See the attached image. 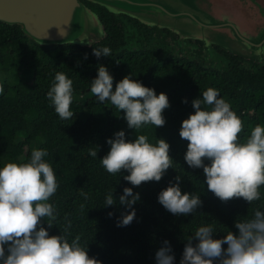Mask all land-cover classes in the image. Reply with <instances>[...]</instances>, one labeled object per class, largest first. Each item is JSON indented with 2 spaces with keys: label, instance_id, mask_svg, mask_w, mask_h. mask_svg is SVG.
Returning a JSON list of instances; mask_svg holds the SVG:
<instances>
[{
  "label": "trees",
  "instance_id": "1",
  "mask_svg": "<svg viewBox=\"0 0 264 264\" xmlns=\"http://www.w3.org/2000/svg\"><path fill=\"white\" fill-rule=\"evenodd\" d=\"M83 2L96 12L109 13ZM118 34L117 28H106L103 38L89 46H43L27 39L18 26L0 22V85L4 89L0 94V169L8 163L30 162L34 149L47 150L44 160L51 164L59 185L49 201L57 214L54 227L48 229L50 235H67L69 242L79 236L89 257L101 264H156L155 254L167 240L175 264H180L188 238L199 227L212 226L213 238L222 239L229 231L237 233L236 220H250L256 210L264 211V186L261 199L252 204L243 199L222 203L209 192L203 170L192 169L184 161L188 142L179 136L182 121L194 114L192 101L202 99L208 88L217 89L242 120V143L256 125L264 126V62L247 68L235 55L229 57L234 64L228 59L226 66L211 68L195 59L158 58L139 44L121 43ZM104 47L111 49L110 56L93 55V48ZM99 66H105L113 76V90L117 82L131 76L157 95L166 94L170 107L163 112L165 126L129 129L124 113L110 102L99 103L90 91ZM25 71L30 72V82L23 79ZM57 72L73 81L74 116L69 120L59 118L47 97ZM82 96L86 98L81 103ZM119 131L125 132L129 142L147 135L152 144L164 139L170 145L173 164L161 181L133 187L123 179L127 172L111 175L106 171L100 161L110 150L106 141ZM92 151L97 152L96 157ZM177 175L182 193L199 196L202 201L193 215L174 216L158 203V194L175 184ZM126 187L139 193L140 199L133 205L134 221L118 227L122 215L130 211L119 203ZM112 192L116 203L106 206V197ZM110 212L114 213L111 218ZM43 225L47 228L46 222Z\"/></svg>",
  "mask_w": 264,
  "mask_h": 264
},
{
  "label": "clouds",
  "instance_id": "2",
  "mask_svg": "<svg viewBox=\"0 0 264 264\" xmlns=\"http://www.w3.org/2000/svg\"><path fill=\"white\" fill-rule=\"evenodd\" d=\"M110 54L107 47L93 48L97 58ZM113 84L109 70L99 66L90 91L99 103L110 102L124 113L129 129L165 126L163 112L170 107L166 94L157 95L154 89L131 76L117 82L115 90ZM3 91L0 85V94ZM47 97L61 120L72 119L73 81L63 72L56 73ZM192 108L194 114L182 121L179 131L180 138L188 142L186 164L203 170L207 190L222 203L233 199H243L247 204L259 201L264 186V126L256 125L242 143L240 134L244 124L215 88L204 91L202 99H194ZM106 143L110 150L100 160L102 166L111 175L127 172L123 179L133 187L159 182L172 168L170 145L164 139L152 144L147 135H138L129 142L125 132L119 131ZM90 154L97 156L96 151ZM46 156L47 150L34 149L30 162L8 163L0 169V264H101L89 257L79 236L69 242L67 235L49 234L48 229L57 220L56 210L49 201L59 185L51 164L44 160ZM175 180V184L158 194V203L174 216L193 215L202 207V201L199 196L182 193L180 176ZM113 192L106 197V206L115 205ZM139 199L133 188L123 189L119 203L130 211L122 215L118 227L129 226L134 221L133 205ZM108 215L111 218L114 213ZM234 227L237 233L229 231L222 239L213 238L212 226L199 227L188 238L180 264H264V211L256 210L250 220H236ZM193 240L197 243L193 244ZM155 260L156 264H175L169 241L163 242Z\"/></svg>",
  "mask_w": 264,
  "mask_h": 264
},
{
  "label": "water",
  "instance_id": "3",
  "mask_svg": "<svg viewBox=\"0 0 264 264\" xmlns=\"http://www.w3.org/2000/svg\"><path fill=\"white\" fill-rule=\"evenodd\" d=\"M83 1L165 29L178 40L215 45L249 60L264 59V0H0V22L16 25L38 45L89 46L104 36L95 12Z\"/></svg>",
  "mask_w": 264,
  "mask_h": 264
},
{
  "label": "flooded vegetation",
  "instance_id": "4",
  "mask_svg": "<svg viewBox=\"0 0 264 264\" xmlns=\"http://www.w3.org/2000/svg\"><path fill=\"white\" fill-rule=\"evenodd\" d=\"M89 8V7H88ZM90 9V8H89ZM92 10V9H90ZM93 12H96L92 10ZM105 35V29L119 31V40L127 46L146 47L153 55L158 58H188L195 59L205 67L220 68L226 66V62L230 59L231 63H235L229 54L217 46L204 47L203 43L197 40H178V37L165 29H156L146 27L132 18L122 14H111L99 11L96 12ZM235 60L243 66L251 67L254 63H262V60H249L245 58H235Z\"/></svg>",
  "mask_w": 264,
  "mask_h": 264
},
{
  "label": "rangeland",
  "instance_id": "5",
  "mask_svg": "<svg viewBox=\"0 0 264 264\" xmlns=\"http://www.w3.org/2000/svg\"><path fill=\"white\" fill-rule=\"evenodd\" d=\"M262 31L264 32V26H261L256 31H254L253 34H256L255 39H252V38H249V39L252 41H255L257 39V37H260V34L262 33ZM213 46H215V45H213ZM207 48H209V47H207ZM22 76L26 82H30V72L29 71L23 72ZM85 98H86V96L79 97V101L82 103Z\"/></svg>",
  "mask_w": 264,
  "mask_h": 264
}]
</instances>
